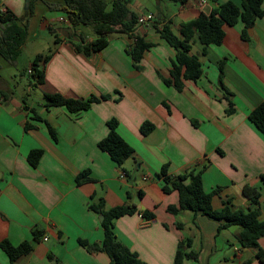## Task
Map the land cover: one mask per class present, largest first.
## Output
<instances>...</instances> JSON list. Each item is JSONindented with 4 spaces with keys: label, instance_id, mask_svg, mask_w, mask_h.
<instances>
[{
    "label": "crops",
    "instance_id": "1",
    "mask_svg": "<svg viewBox=\"0 0 264 264\" xmlns=\"http://www.w3.org/2000/svg\"><path fill=\"white\" fill-rule=\"evenodd\" d=\"M26 1L0 0V12L23 20ZM147 1L156 7L154 13L139 0L129 3L137 18L147 13L154 17L135 26L133 35L151 44L137 67L126 52L132 41L127 35L110 33L102 49L85 54L79 48L95 39L91 29L63 21L66 28L55 35L53 52L38 62L42 84L29 81L39 91L37 107L13 92L0 75V242L31 246L13 262L0 248V264H110L105 253L80 244H99L103 238L102 215L90 210L99 201L104 210L135 208L133 214L116 219L113 229L143 264H173L183 238L198 252L196 262L183 264H260L252 249L238 244L237 226L217 233L219 223L204 215L169 213L178 195L163 193L160 173L165 168L166 175L174 177L204 167L203 190L218 189L211 199L214 209L226 202L233 209L251 208L243 188H253L259 193V219L264 220V136L247 118L264 101V15L255 20L246 39L242 23L224 27L219 45L205 46L194 35L189 54L198 58L201 75L182 80L177 88L169 73L175 51L161 38V26L168 25L179 36L180 24L224 0ZM54 93L107 98L70 113L63 107H45L43 95ZM111 120L133 150L121 166L97 147ZM143 123L153 126L145 136L139 131ZM31 150L42 152L35 167L27 161ZM84 171L91 180L77 183L76 176ZM140 212L151 215L150 220ZM257 243L264 250V237Z\"/></svg>",
    "mask_w": 264,
    "mask_h": 264
},
{
    "label": "trees",
    "instance_id": "2",
    "mask_svg": "<svg viewBox=\"0 0 264 264\" xmlns=\"http://www.w3.org/2000/svg\"><path fill=\"white\" fill-rule=\"evenodd\" d=\"M38 0L26 1V15L23 20L14 15L0 12V58L13 63L19 55L27 38V21L33 14L34 3ZM183 4L186 0H156ZM263 0H224L217 8L208 13L199 11L196 17L188 22L180 24L179 36L175 35L168 25L161 26L159 33L161 38L175 51L169 71L172 83L180 88L182 80H196L201 75V66L195 55L189 54L191 39L197 35L201 44L205 46L219 45L224 37V27H232L242 23L241 36L247 38V30L251 29L256 19L264 15L261 8ZM130 0H61L60 9L64 11L69 23L76 26L89 27L95 39L89 46L79 49L85 54L96 52L107 44V35L110 33H122L132 41L126 52L131 57L134 67H137L142 53L150 47V43L143 38L133 35L137 15L129 8ZM48 55H36L30 66V74L35 84H42V70L38 68V62H45ZM169 81H165L168 84ZM45 107H63L70 113L89 109L92 103L105 100L106 96L90 97L87 99L65 98L61 94H44ZM232 108L227 110L231 113ZM38 120V115L35 117ZM248 121L264 136V101L248 113ZM107 136L97 143V147L108 154L110 159L121 166L123 162L132 156V148L116 133V121L107 123ZM31 126H26L29 129ZM153 126L143 123L140 127L141 135H147ZM50 136L55 139L54 132L48 127ZM41 150H31L27 155L29 165L35 167L41 156ZM205 168L190 170L178 176L166 175L162 168L160 176L163 179L162 191L169 193L175 191L178 195L177 205L169 207V213L176 214L180 211H190L193 215L201 214L219 223L217 233L230 226H237L239 232L236 236L238 244L243 248L252 249L254 257L260 264H264V250L258 246V239L264 237V220L259 219V193L250 187H244L243 193L251 202L252 207L247 210L233 209L228 202L220 209H214L211 205L213 195L218 192L215 189L209 193L202 188L201 175ZM264 179V178H263ZM90 181L87 172H81L76 176V182ZM90 210L103 216L101 227L103 238L99 244L80 241V244L91 252H102L109 258L110 264H143L137 255L131 252L116 237L113 229L114 221L119 217L131 215L135 208L131 206H118L104 210L103 202L90 205ZM143 218L150 220L149 214L139 213ZM0 248L7 255L10 262L30 252L31 246L22 242L17 246L8 241L0 242ZM198 252L191 249V240L183 238L178 241L175 250L173 264H183L185 260L196 262ZM249 260L241 264H249Z\"/></svg>",
    "mask_w": 264,
    "mask_h": 264
},
{
    "label": "rangeland",
    "instance_id": "3",
    "mask_svg": "<svg viewBox=\"0 0 264 264\" xmlns=\"http://www.w3.org/2000/svg\"><path fill=\"white\" fill-rule=\"evenodd\" d=\"M149 12H155L156 7L147 0H139ZM61 0H43L36 2L32 17H30L27 38L17 59L13 63L0 58V75L9 84L13 92L22 94L25 101L37 107L39 91L29 86L32 78L27 75L29 65L36 55H48L53 52L55 35L66 28L63 21L69 23L63 10L60 9ZM49 4H51L49 6ZM63 19V21H60ZM45 23V24H44ZM45 25H48V30ZM29 87V88H28Z\"/></svg>",
    "mask_w": 264,
    "mask_h": 264
},
{
    "label": "built area",
    "instance_id": "4",
    "mask_svg": "<svg viewBox=\"0 0 264 264\" xmlns=\"http://www.w3.org/2000/svg\"><path fill=\"white\" fill-rule=\"evenodd\" d=\"M153 19H154V17L150 13H147L145 15H141V16H139L137 18L136 25H144L145 23H148V22L153 21ZM60 21H63V19H60ZM30 73H31L30 68H28L27 74H30ZM121 177L123 178L124 177V174H122ZM139 216L142 218V216L140 214H139Z\"/></svg>",
    "mask_w": 264,
    "mask_h": 264
},
{
    "label": "water",
    "instance_id": "5",
    "mask_svg": "<svg viewBox=\"0 0 264 264\" xmlns=\"http://www.w3.org/2000/svg\"><path fill=\"white\" fill-rule=\"evenodd\" d=\"M249 31H250V29L247 30V32H249ZM99 220L102 221L103 220V216H100Z\"/></svg>",
    "mask_w": 264,
    "mask_h": 264
}]
</instances>
